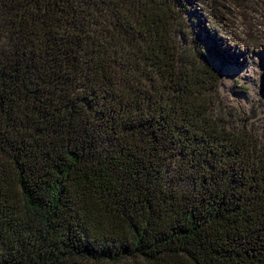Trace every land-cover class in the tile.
Segmentation results:
<instances>
[{
	"label": "trees",
	"instance_id": "trees-1",
	"mask_svg": "<svg viewBox=\"0 0 264 264\" xmlns=\"http://www.w3.org/2000/svg\"><path fill=\"white\" fill-rule=\"evenodd\" d=\"M193 1L0 0V264H264V141Z\"/></svg>",
	"mask_w": 264,
	"mask_h": 264
},
{
	"label": "rangeland",
	"instance_id": "rangeland-1",
	"mask_svg": "<svg viewBox=\"0 0 264 264\" xmlns=\"http://www.w3.org/2000/svg\"><path fill=\"white\" fill-rule=\"evenodd\" d=\"M186 22V37L216 51L207 61L221 75V116L264 141V0H194Z\"/></svg>",
	"mask_w": 264,
	"mask_h": 264
},
{
	"label": "water",
	"instance_id": "water-1",
	"mask_svg": "<svg viewBox=\"0 0 264 264\" xmlns=\"http://www.w3.org/2000/svg\"><path fill=\"white\" fill-rule=\"evenodd\" d=\"M209 64H210V63H209ZM210 65H211V64H210ZM212 67H213V66H212ZM213 68H214V67H213ZM214 70H215V71H217L215 68H214ZM217 72L220 74V72H219V71H217ZM220 76H221V75H220Z\"/></svg>",
	"mask_w": 264,
	"mask_h": 264
}]
</instances>
